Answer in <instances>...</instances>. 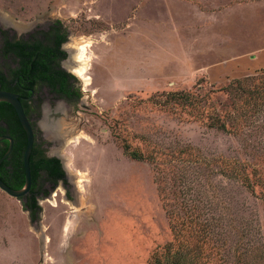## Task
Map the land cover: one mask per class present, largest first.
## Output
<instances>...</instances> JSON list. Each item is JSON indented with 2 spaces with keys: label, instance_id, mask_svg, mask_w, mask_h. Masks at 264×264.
I'll use <instances>...</instances> for the list:
<instances>
[{
  "label": "rangeland",
  "instance_id": "1",
  "mask_svg": "<svg viewBox=\"0 0 264 264\" xmlns=\"http://www.w3.org/2000/svg\"><path fill=\"white\" fill-rule=\"evenodd\" d=\"M57 22L80 98L34 122L67 178L34 220L0 190V264H264V0H0L17 37Z\"/></svg>",
  "mask_w": 264,
  "mask_h": 264
},
{
  "label": "trees",
  "instance_id": "2",
  "mask_svg": "<svg viewBox=\"0 0 264 264\" xmlns=\"http://www.w3.org/2000/svg\"><path fill=\"white\" fill-rule=\"evenodd\" d=\"M69 32L61 22L49 25L45 29H36L26 36L17 37L0 28V65L8 64L6 68L0 66V90L15 93L20 96L23 107L30 119L38 118L41 113L42 99L39 96L42 89H47L51 94L60 99L72 102L80 98V92L75 89V77L62 67V62L67 59V52L63 45L68 42ZM34 96L29 100L23 97ZM174 100L177 98L189 99V95L170 94ZM9 135L14 139L15 151L14 169L21 183L15 187L8 179L6 165L8 159L2 164L5 168L0 178L11 188L19 189L24 181V168L19 159L23 156L27 145V137L22 129L14 108L7 103H0V137ZM9 141L0 143V158L6 153ZM125 155L134 160H145L143 155L136 151L131 152L129 146H124ZM31 172L34 182L41 178V185L33 195L27 210H30L33 220L40 213V206L36 200L37 194L46 183L54 179L65 177L61 169L60 160L53 158L48 161L31 162ZM43 172V173H42ZM179 264V263H177Z\"/></svg>",
  "mask_w": 264,
  "mask_h": 264
},
{
  "label": "water",
  "instance_id": "3",
  "mask_svg": "<svg viewBox=\"0 0 264 264\" xmlns=\"http://www.w3.org/2000/svg\"><path fill=\"white\" fill-rule=\"evenodd\" d=\"M0 103H7L11 105L18 117L20 125L22 126L26 137H27V145L24 152V169H25V184L22 189H13L9 187L1 178H0V190L6 193L7 195L16 198L18 200H22L25 197L32 185V173L30 167V158L33 152L34 144H35V130L29 120L21 99L19 95L8 92V91H0ZM3 141H9L10 145L6 153L0 158V165L11 155L14 147V139L9 135H3L0 137V143Z\"/></svg>",
  "mask_w": 264,
  "mask_h": 264
},
{
  "label": "flooded vegetation",
  "instance_id": "4",
  "mask_svg": "<svg viewBox=\"0 0 264 264\" xmlns=\"http://www.w3.org/2000/svg\"><path fill=\"white\" fill-rule=\"evenodd\" d=\"M2 91V90H0ZM34 96V94H32L30 97H23L25 100H29L30 98H32ZM20 97V96H19ZM26 112V111H25ZM27 114V113H26ZM28 116V115H27ZM29 118V117H28ZM29 120L31 121V124L35 130V144H34V148H33V152L31 154V158H30V167H31V162L33 161H48L50 159H53V158H56L58 160H60L58 157L56 156H50L48 151H47V143L46 142H42L40 139H39V132H38V129L36 127V123L34 122V118L33 119H30ZM20 123V122H19ZM22 127V126H21ZM23 129V128H22ZM26 149V148H25ZM15 151V142H14V147H13V151L11 153V155L7 158L8 159V162H10L9 164L6 165V169L8 171V179L10 181V183L17 187L21 181H22V178L21 177H18V175L16 174L14 176V173L16 172V170L14 169V165H13V162H14V156H13V152ZM25 152V151H24ZM6 159V160H7ZM19 161L22 162V166L24 168V153H23V156L19 159ZM61 162V169L64 171V166L62 164V161L60 160ZM3 164V163H2ZM2 164L0 165V174L3 173V169L5 168L4 166H2ZM66 169V168H65ZM24 172H25V169H24ZM65 172V171H64ZM32 173V172H31ZM43 173V172H42ZM25 174V173H24ZM67 176L65 174V177H62V178H59L57 181L55 180L56 178L52 179L53 181L50 184V189L49 191H45V189H41L40 190V193L37 194V198L36 200L39 202V200L41 198H47L49 195H50V192L55 188L57 187L59 184H63L66 180ZM24 181H25V175H24ZM41 178L37 179L35 182L33 180V177H32V185H31V189L29 191V193L22 198V201L24 203V205L26 207H29V203L32 201V198H33V195H35L38 191V186L41 185ZM24 184L25 182L23 183V185L19 188V189H22L24 187ZM14 189V188H13ZM39 205V203H38ZM30 211V210H28ZM31 213V212H30Z\"/></svg>",
  "mask_w": 264,
  "mask_h": 264
},
{
  "label": "bare ground",
  "instance_id": "5",
  "mask_svg": "<svg viewBox=\"0 0 264 264\" xmlns=\"http://www.w3.org/2000/svg\"><path fill=\"white\" fill-rule=\"evenodd\" d=\"M91 41H75L74 43L70 44L69 46L72 47L73 49L77 50V53L74 56L75 59V64L73 66L69 67V70L72 73L77 74L79 77L84 78L85 81L89 82L90 77L87 75L88 74V63L83 57V53L85 51V47L90 44ZM69 160V159H68ZM67 171L71 172V165L69 162L66 163L65 165ZM81 174V173H80ZM81 181L83 179H80Z\"/></svg>",
  "mask_w": 264,
  "mask_h": 264
}]
</instances>
